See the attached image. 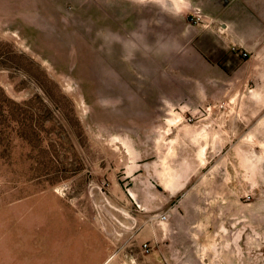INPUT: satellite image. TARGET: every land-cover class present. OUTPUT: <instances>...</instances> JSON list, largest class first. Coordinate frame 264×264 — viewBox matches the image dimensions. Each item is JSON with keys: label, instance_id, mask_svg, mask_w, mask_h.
I'll list each match as a JSON object with an SVG mask.
<instances>
[{"label": "rangeland", "instance_id": "1", "mask_svg": "<svg viewBox=\"0 0 264 264\" xmlns=\"http://www.w3.org/2000/svg\"><path fill=\"white\" fill-rule=\"evenodd\" d=\"M221 27L0 0V264H264V51Z\"/></svg>", "mask_w": 264, "mask_h": 264}, {"label": "crops", "instance_id": "2", "mask_svg": "<svg viewBox=\"0 0 264 264\" xmlns=\"http://www.w3.org/2000/svg\"><path fill=\"white\" fill-rule=\"evenodd\" d=\"M201 9L207 19L221 24L225 47L234 45L245 51H264V0H184ZM172 11L173 8H166ZM205 41L212 32L205 30Z\"/></svg>", "mask_w": 264, "mask_h": 264}, {"label": "built area", "instance_id": "3", "mask_svg": "<svg viewBox=\"0 0 264 264\" xmlns=\"http://www.w3.org/2000/svg\"><path fill=\"white\" fill-rule=\"evenodd\" d=\"M244 56L246 57L247 55L245 54Z\"/></svg>", "mask_w": 264, "mask_h": 264}]
</instances>
